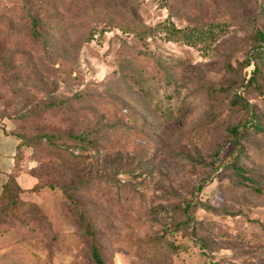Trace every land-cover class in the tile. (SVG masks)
<instances>
[{
	"label": "rangeland",
	"instance_id": "1",
	"mask_svg": "<svg viewBox=\"0 0 264 264\" xmlns=\"http://www.w3.org/2000/svg\"><path fill=\"white\" fill-rule=\"evenodd\" d=\"M115 2L147 27L169 18L180 28L224 20L226 29L194 42L166 39L159 28L141 39L115 26L88 41L55 32L46 61L26 24V7L44 0H0V27L12 36L0 49V118L20 136L17 170L37 181L0 208V264H91L58 186L71 179H83L76 195L105 264H264V199L230 165L216 167L237 158L264 188V129L245 136L239 152L227 128L247 114L204 95L205 86L236 82L226 66L245 65L264 4ZM245 96L264 126V80L263 93ZM70 134L93 143L82 150ZM183 202L195 207L188 225Z\"/></svg>",
	"mask_w": 264,
	"mask_h": 264
},
{
	"label": "trees",
	"instance_id": "2",
	"mask_svg": "<svg viewBox=\"0 0 264 264\" xmlns=\"http://www.w3.org/2000/svg\"><path fill=\"white\" fill-rule=\"evenodd\" d=\"M173 0H167L168 5ZM259 5L264 4V0H254ZM28 37L32 44L36 45L42 57L46 61H50L54 46L51 44V33L64 32L65 34L74 30L78 37L83 41L91 40L95 34H102L105 30H109L115 26L121 33L132 35L137 38H144L150 35L155 28H159L166 39L184 40L194 42L197 40L215 41L216 36L224 32L226 29V21H216L205 24L201 27H177L168 18L159 22L156 27L145 26L135 13L132 12L129 6L119 5L115 0H64L62 3L54 4V0H44L43 6L40 9H32L26 7ZM256 21L258 19L256 18ZM4 29L0 27V49L4 48L6 43H11V28L9 25ZM253 34L251 43L253 44L250 53L246 58V63L243 67H238L233 63L226 66V70L234 76L235 83L223 84L220 86H205L204 95L206 99L213 102L215 99L222 96L225 98L227 106L230 108H238L247 114V118L237 125H231L227 128L228 133L233 137L237 149L242 150L241 140L249 133L258 134L264 129L263 121L253 110V106L245 96V93L252 90H257L263 93L264 80V29L260 26L252 28ZM252 66L250 71L245 70ZM241 88V91L238 90ZM20 140V136L15 134ZM69 139L80 143L82 150L86 145L93 142L84 139L82 136L74 134L69 135ZM49 147L53 146L47 141ZM94 145V144H93ZM21 142L18 146L20 150ZM18 152L15 156V169L7 181L4 183L0 192V208L10 203H15L18 200V193L21 191L15 181V176L18 174L16 168ZM217 157V156H216ZM218 158V157H217ZM222 159V158H221ZM237 158L231 157L224 164L222 161L216 164V167L230 165L236 175L243 181L244 185L253 190L264 199V188L258 185L251 177L246 175V172L236 162ZM106 181V180H105ZM103 182L96 181V186L99 189H104ZM83 179H71L68 184L63 182L58 186L61 187L69 208L72 210L79 235L88 243L89 260L91 264H105L101 248L98 242V230L95 222L92 220L86 208L81 204L76 192L80 189ZM53 183H50V187ZM180 207L185 215L183 220L185 225L187 221H192L191 202H183ZM168 247H174L172 241L164 240Z\"/></svg>",
	"mask_w": 264,
	"mask_h": 264
},
{
	"label": "crops",
	"instance_id": "3",
	"mask_svg": "<svg viewBox=\"0 0 264 264\" xmlns=\"http://www.w3.org/2000/svg\"><path fill=\"white\" fill-rule=\"evenodd\" d=\"M20 140L13 132L12 126L0 118V192L4 183L15 169V156ZM15 181L22 190H30L36 185V178L31 174L19 171Z\"/></svg>",
	"mask_w": 264,
	"mask_h": 264
}]
</instances>
